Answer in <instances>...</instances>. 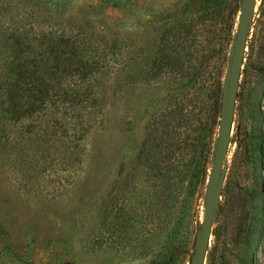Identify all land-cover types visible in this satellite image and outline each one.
Wrapping results in <instances>:
<instances>
[{"label": "rangeland", "instance_id": "374dc122", "mask_svg": "<svg viewBox=\"0 0 264 264\" xmlns=\"http://www.w3.org/2000/svg\"><path fill=\"white\" fill-rule=\"evenodd\" d=\"M204 1L0 0V264H189L206 191L196 166L170 197L133 180L131 162L123 191L116 162L168 102H187L192 133L209 123L241 2ZM236 108L220 200L229 248L255 212L256 173L264 190V0ZM255 234L264 264L263 219Z\"/></svg>", "mask_w": 264, "mask_h": 264}, {"label": "trees", "instance_id": "16d2710c", "mask_svg": "<svg viewBox=\"0 0 264 264\" xmlns=\"http://www.w3.org/2000/svg\"><path fill=\"white\" fill-rule=\"evenodd\" d=\"M212 1L214 0H205L204 2ZM239 9L240 7L237 9V16H239ZM236 23L235 21L232 25V37L236 32L234 28ZM221 86L222 83L218 85L220 90ZM9 93L12 94V91ZM212 99L209 106V123L205 130L202 131L201 128V132L197 131L195 134L190 128V113L184 99L168 102L169 105L159 115L153 116L147 121L141 119L138 122L137 138L135 136L132 143L128 144L122 140L118 147L116 174L123 191L128 190L127 181L129 179L126 177V173L129 162L132 163V179L139 181L146 177L152 184L154 193L161 192L172 197L176 193L174 183L184 177L186 169L190 166H196V178L206 187L217 140L221 96L215 91ZM236 112L238 115L237 127H240L241 110L236 108ZM198 148L200 155L196 158ZM257 170L264 171L261 166H258ZM259 179H261L260 175L256 173L254 184L248 193L249 199L254 203L255 212L249 217V222L245 224L244 228L241 227L232 248L227 247L222 238L221 212L223 205L220 201L218 217L205 264H227L225 257L230 252L235 254L233 255L236 264H257L253 253L255 230L261 220H264V190ZM224 193L225 190L222 189L221 198ZM193 252L194 247L189 262Z\"/></svg>", "mask_w": 264, "mask_h": 264}, {"label": "water", "instance_id": "95a60500", "mask_svg": "<svg viewBox=\"0 0 264 264\" xmlns=\"http://www.w3.org/2000/svg\"><path fill=\"white\" fill-rule=\"evenodd\" d=\"M255 4L256 0H241L240 3L236 34L233 46L230 49V60L227 64L225 80L222 85L217 141L206 183L203 217L201 226L195 235L194 252L189 264H205L211 246L224 186L226 156L232 138L239 82Z\"/></svg>", "mask_w": 264, "mask_h": 264}]
</instances>
